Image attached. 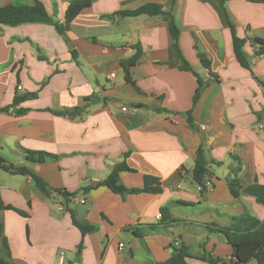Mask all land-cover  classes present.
<instances>
[{"label":"crops","instance_id":"crops-1","mask_svg":"<svg viewBox=\"0 0 264 264\" xmlns=\"http://www.w3.org/2000/svg\"><path fill=\"white\" fill-rule=\"evenodd\" d=\"M40 1L64 25L74 0ZM32 4L0 0V8ZM146 4L174 18L181 54L206 84L195 105L196 78L172 59L163 16L118 15ZM227 21L246 41L250 71L235 59ZM253 39L264 42V3L248 0H91L65 36L45 23L0 26V157L75 195L44 196L29 175L0 172L11 263L160 264L179 245L190 255L186 264L230 258L224 236L206 228H227L244 214L264 222V206L228 186L232 179L264 185V55L255 57ZM137 46L128 83L121 62ZM16 97L23 99L14 106ZM199 146L212 184L204 191L191 175ZM22 150L58 159L32 163ZM122 162L133 171L120 173V184L140 189L149 175L162 192L120 196L101 186ZM72 215L92 229L82 235Z\"/></svg>","mask_w":264,"mask_h":264},{"label":"trees","instance_id":"trees-1","mask_svg":"<svg viewBox=\"0 0 264 264\" xmlns=\"http://www.w3.org/2000/svg\"><path fill=\"white\" fill-rule=\"evenodd\" d=\"M33 4L30 6H13L8 5L0 8V26H18L25 23H45L54 26L56 31L65 36V33L69 30V24L76 16L85 8L90 7L91 0H74L72 1L65 13V24L61 25L55 22L52 17L48 14L44 4L40 0H32ZM222 3L225 0H220ZM257 3H264V0H248ZM173 4V2H172ZM124 17H137V16H163L165 22L168 25L172 44L170 47V53L172 59L175 58L180 62L179 69L182 71L190 72L197 81V88L194 93L193 105L198 101L201 93L203 92L206 84L201 81L199 76L192 70L189 64L183 58L178 40L180 32L174 22V18L171 12H163L162 7L156 4H146L133 11H125L118 13ZM228 27L231 32L233 52L236 61L239 66L245 70H251V62L244 52V46L246 41L237 36L236 30L232 24L227 21ZM254 45L256 46L255 57L264 55V42L260 39H253ZM136 54L125 61L121 62L122 69L125 74V80L128 83H132L130 79V69L136 64L141 55V50L137 46ZM199 55V58L206 68H209V62L204 58L203 55ZM76 58L75 54H73ZM23 97L14 98L13 105H19ZM80 113V111L70 112V116ZM188 116L190 113L188 112ZM190 122V119H188ZM191 123V122H190ZM23 156L26 161L32 163H46L56 162L57 156L37 151L22 150ZM127 157V155H125ZM4 171L9 174L15 175H29L35 188L44 196H48L50 192H56L64 198H72L75 195H69L64 190H53L46 182L36 175L31 174L28 169L24 167H17L3 158L0 157V172ZM125 162L118 163L113 166L109 176L101 182V186L106 187L112 193L125 196L127 194H160L162 189L160 187L159 180L149 175L143 177V186L140 189H128L119 182V176L122 172H132ZM207 162L204 156V150L201 146L196 149L194 158V167L191 172L192 179L197 185H203L204 178L207 175ZM228 186L231 194L234 197H238L240 193L252 196L256 202L264 206V185L254 184L248 187H243L242 184L232 179L228 181ZM4 208V204L0 199V210ZM19 215L25 216L21 211L15 210ZM73 224L81 231L82 235L92 229L91 226H83L75 221L72 215ZM3 223L0 221V247L3 256H0V264H13L10 261V254L7 242L3 236ZM208 232L219 233L224 236L226 242L232 248V255L230 258L221 259L213 256H201L198 259L207 262L209 264H247L250 261H255L257 264H264V222H260L251 215L244 214L236 217L232 220L231 224L227 228H206ZM171 257L160 264H186V259L190 258L188 250L185 246H172Z\"/></svg>","mask_w":264,"mask_h":264},{"label":"built area","instance_id":"built-area-1","mask_svg":"<svg viewBox=\"0 0 264 264\" xmlns=\"http://www.w3.org/2000/svg\"><path fill=\"white\" fill-rule=\"evenodd\" d=\"M259 57H262V55L258 56L257 58H259ZM18 90L21 91L22 88H21V87H18ZM125 110H126V109L123 108V111H125ZM201 130H204V128L201 127ZM211 188H212V184H211V182H209V181H204V182H203V185H198V189H199L200 191L209 190V189H211ZM74 200H75L76 202H78V203H83V202H84V201L81 200L79 197H75ZM59 210H60V211H63L64 209H63L62 207H60ZM160 217H161L160 214H158V215L156 216V218H160ZM122 247H123V245H120V248H122ZM61 263H62V262H61V259H60V264H61Z\"/></svg>","mask_w":264,"mask_h":264}]
</instances>
